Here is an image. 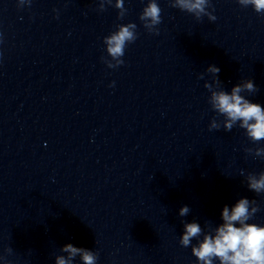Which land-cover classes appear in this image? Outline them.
Instances as JSON below:
<instances>
[{
	"label": "clouds",
	"instance_id": "obj_1",
	"mask_svg": "<svg viewBox=\"0 0 264 264\" xmlns=\"http://www.w3.org/2000/svg\"><path fill=\"white\" fill-rule=\"evenodd\" d=\"M242 7H251L257 14L264 15V0H237ZM30 5L31 0H18V6ZM173 8L192 14L197 21L206 16L209 21H215L211 0H169ZM114 6L118 9V19H123L127 13L124 0H99L98 11H105V6ZM209 9H212L209 11ZM55 11V10H54ZM161 8L157 0H148L142 9L139 20L143 27L150 33L159 34L158 25L161 20ZM117 30L104 37L108 58L104 62L109 68H118L124 64L126 47L137 39V25L135 23L119 24ZM211 74L212 82H206L204 87L210 92L209 104L218 116L224 119L219 121L213 118L209 130L220 129L231 131L238 126L243 129L246 137L253 143L264 141V107L253 103L243 93L254 94L257 88L251 79L244 80L225 91L220 85L218 77L220 68L209 65L206 69ZM203 79V76H201ZM245 151L264 160V147L246 148ZM241 175H244L243 171ZM247 187L256 194H264V171L248 173L246 175ZM260 211L255 200L240 198L232 207L225 205L221 212V223L205 232L200 223L183 222V234L179 243L182 247H191V253L196 258L197 264H264V226L248 223ZM190 208L185 205L179 209V216L185 217ZM202 237V239H201ZM196 240V244L192 241ZM7 255L12 254V248L5 250ZM60 251L67 255H57L55 264H73L74 258L80 257L82 264H97L99 254L92 250L75 247L71 243L65 244ZM0 260L10 264L5 255H0Z\"/></svg>",
	"mask_w": 264,
	"mask_h": 264
}]
</instances>
